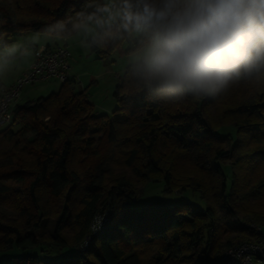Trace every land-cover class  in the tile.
Segmentation results:
<instances>
[{"label":"trees","instance_id":"obj_1","mask_svg":"<svg viewBox=\"0 0 264 264\" xmlns=\"http://www.w3.org/2000/svg\"><path fill=\"white\" fill-rule=\"evenodd\" d=\"M76 1L0 0V36L66 37L91 12ZM122 44L128 52L118 40L92 50ZM120 73L110 115L93 113L71 77L14 105L17 125L0 128V206L21 220L0 213V264H221L227 247L264 242V78L215 98L165 101L125 87L129 64ZM111 163L121 170L111 173ZM161 180L166 192L190 190L200 201L133 205L145 183ZM70 248L59 260L42 257Z\"/></svg>","mask_w":264,"mask_h":264},{"label":"clouds","instance_id":"obj_2","mask_svg":"<svg viewBox=\"0 0 264 264\" xmlns=\"http://www.w3.org/2000/svg\"><path fill=\"white\" fill-rule=\"evenodd\" d=\"M74 28L86 47L127 42L125 87L161 100L215 98L264 78V0H105ZM8 65L0 60V74Z\"/></svg>","mask_w":264,"mask_h":264},{"label":"rangeland","instance_id":"obj_3","mask_svg":"<svg viewBox=\"0 0 264 264\" xmlns=\"http://www.w3.org/2000/svg\"><path fill=\"white\" fill-rule=\"evenodd\" d=\"M105 0H77L76 4L80 8L88 11H93L97 3H104ZM70 56L68 59V72L71 75L70 81L76 91H85L88 101L92 105L93 113L110 115L112 110L117 106L116 98L113 94L115 86L118 82L119 74L129 64L128 52H124L125 44L117 46L113 51L106 55H99L92 50V47H86L85 41L87 37L77 29L66 37ZM55 41L59 43L62 38L49 34L47 32L24 31L14 37L0 36V60L6 59L9 62L6 70L0 74V79L4 85H8L10 81L16 76H20L24 70L22 66L30 59V48L32 43L37 44L39 48L46 45L54 46ZM9 50H14V55H9ZM28 60V61H27ZM31 63V62H30ZM22 68V69H21ZM59 83L55 81H35L26 82L20 89V100L37 98L45 96L57 90ZM213 114L216 115L215 109L212 108ZM221 133H233L234 127L223 126L219 129ZM180 175L185 176L190 174L189 165L184 161L181 162ZM86 166H82L84 168ZM111 173H117L121 168L111 163L109 166ZM224 171L228 174V166H224ZM161 198L166 202L191 201L198 203L200 201L196 193L190 190L182 192L165 191L164 182L151 181L145 183L137 199L133 202L135 206H143L154 199ZM79 208V202L75 204ZM260 209L264 210V202L260 203ZM0 213L8 220L19 222L21 220L19 213L7 206H0ZM101 217L96 219V223L100 221ZM75 224L71 223L65 228L64 234L68 240H72L76 234ZM230 235H224V239ZM74 249L70 248L64 250L62 254L46 255L42 254L44 258H53L59 260L61 257L71 254ZM224 251V250H223Z\"/></svg>","mask_w":264,"mask_h":264},{"label":"built area","instance_id":"obj_4","mask_svg":"<svg viewBox=\"0 0 264 264\" xmlns=\"http://www.w3.org/2000/svg\"><path fill=\"white\" fill-rule=\"evenodd\" d=\"M70 51L66 38L54 46L35 50L30 65L9 86L0 90V128L16 126L13 107L20 101V89L26 82L55 81L63 83L68 72ZM96 225L92 228L96 229ZM221 264H264V242L242 241L227 247L221 255Z\"/></svg>","mask_w":264,"mask_h":264},{"label":"crops","instance_id":"obj_5","mask_svg":"<svg viewBox=\"0 0 264 264\" xmlns=\"http://www.w3.org/2000/svg\"><path fill=\"white\" fill-rule=\"evenodd\" d=\"M21 34V33H20ZM59 39H61V38H59ZM57 43H59L58 41H55V44H57ZM47 47H51L50 45H46V46H44L43 48H39L38 46H37V44H35V43H32V46H31V48H30V60L26 63V64H24L23 66H22V68H24L25 66H27L28 64H30V62L33 60V57H34V51L35 50H42V49H45V48H47ZM21 68V69H22ZM18 75H19V73H18ZM18 75H16L11 81H10V83L8 84V85H4L3 83H2V81H1V79H0V81H1V84H2V86H1V88H0V90L2 89V88H5V87H7V86H9L17 77H18ZM20 101H22V100H20Z\"/></svg>","mask_w":264,"mask_h":264}]
</instances>
